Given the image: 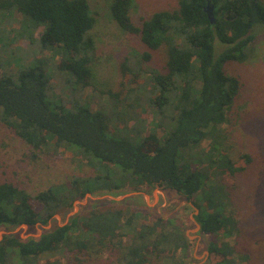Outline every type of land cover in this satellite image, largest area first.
Listing matches in <instances>:
<instances>
[{"label":"trees","instance_id":"trees-1","mask_svg":"<svg viewBox=\"0 0 264 264\" xmlns=\"http://www.w3.org/2000/svg\"><path fill=\"white\" fill-rule=\"evenodd\" d=\"M210 1L214 24L205 12L206 0H174L173 7L157 10L139 25L132 20L134 0L106 1L105 19L138 36L146 48L127 54L117 69L120 76L148 77L147 91L131 88L120 99L121 82L107 93L92 82L98 66L92 30L99 14L89 0H0V20L16 11L21 28L28 30L21 31L23 37L30 33L33 42L32 31L37 30L39 48L34 52L40 54L25 67L7 70L1 52L15 54L0 38V68L5 69L0 74V123L28 146L29 159L44 150L62 149L93 171L91 176L74 177L36 193L1 181L0 227L45 226L87 194L160 188L198 209L194 219L200 233L209 237L212 264L257 263L256 256L253 259L252 253L238 248L242 228L228 212L231 197L218 177L228 172L236 179L246 169L224 155L216 160L213 154L221 153L225 144L219 128L228 121L240 90L238 78L227 75L225 66L249 57L255 29H264V1ZM216 44L223 48L216 50ZM158 52L164 58L161 71L148 64ZM55 56L60 58L58 64ZM47 66L53 69L52 76L60 73L62 78L50 77ZM86 90L89 95L83 94ZM93 91L99 98L106 95L118 109H92ZM142 98L155 113L161 135L142 136L145 126L134 117ZM204 141L209 144L203 150L211 152L206 156L199 153ZM239 158L247 165L252 162L245 154ZM206 164L207 173L197 170V165ZM210 176L214 187L207 189ZM143 218L148 216L103 203L85 215H74L63 226L43 231L37 239L4 235L0 264H82L99 261L103 254L117 264H188L191 242L184 230L172 219ZM127 236L130 242L124 244Z\"/></svg>","mask_w":264,"mask_h":264},{"label":"rangeland","instance_id":"rangeland-1","mask_svg":"<svg viewBox=\"0 0 264 264\" xmlns=\"http://www.w3.org/2000/svg\"><path fill=\"white\" fill-rule=\"evenodd\" d=\"M106 1L109 0H89L93 12L99 14L96 16L97 21L92 30V35L97 41L95 64L98 65L93 72L94 87L107 93L106 90L110 86L112 90H116L119 88L117 83L121 82L123 86L120 90V99L131 88L140 87L146 92L149 87L148 77L139 76L136 79L130 73L120 76L117 69L118 63L127 54L133 52L139 54L146 48L141 44L138 36L122 32L114 23L105 19L103 11ZM172 5H174V0H134L132 20L139 25L144 18L147 19L152 13L173 7ZM0 21H2L0 22V38L4 41L7 40L10 45L9 49H13L15 54L13 56V54L1 52V58L4 59L2 64L7 70L16 69L17 66L25 67L33 57L40 55L38 52L37 54L34 52L39 48L37 30L32 31V34L35 35L33 42L30 40V31L28 37H23L21 31L27 33L28 30L21 28L22 19L16 11H13L11 17ZM254 34L255 39L249 57L243 62H228L225 66L227 75L238 78L240 90L229 110L228 121L219 128L226 136L225 144L221 153L213 154V158L217 160L218 155L220 157L224 155L233 160L236 166L246 169L236 179L229 176L228 172L225 176L218 175V177L226 185V191L231 197L232 206L228 207V212L242 228L241 236L237 239L239 250L243 248L252 253L253 259L256 256L257 263L253 264H264V29L257 28ZM215 47L218 51L223 48L220 44H216ZM1 50L4 51L3 48ZM48 55L52 57L51 53ZM9 56L12 59H7ZM59 62L60 58L55 56L54 63L58 64ZM148 64L150 69L161 71L164 65L163 55L159 52L153 53V58ZM4 71L5 69L0 68V74ZM47 72L52 78H62L60 73H55L52 76L53 69L50 67L47 68ZM83 94L89 95L90 93L86 90ZM91 95L93 96L92 101H94V104L91 105L92 109H98V106L106 111L118 109L113 107L106 95L99 98L96 91L91 92ZM138 95L142 96L143 93L140 91ZM134 117L136 123H143L145 126L142 136L148 135L150 132L161 135L162 127L156 124L155 113L150 110L147 100L141 99ZM132 123L128 122V125L130 126ZM208 144V141H204L201 149H207ZM29 151L28 146L16 138L4 124L0 123V182L12 181L30 193H36L74 177L93 175V171L85 163L81 162L80 164L77 159L75 160L62 149H56L54 152L44 150L36 159L28 158ZM199 153L206 156V153L211 152L203 150ZM243 154L251 157L250 164L247 165L245 159L239 158ZM196 167L202 173H207L209 164ZM210 178L211 176L206 182L207 189L210 186L214 187L210 183ZM236 184L237 186H235ZM103 203L107 206L129 207L134 212H139L141 216H148V218H143L147 222H152L156 216L172 219L184 230V234L191 242L188 264H212L207 250L209 237L200 233V227L198 228V223L194 219V216L198 214V209L192 202L186 201L177 193L160 188L115 195L106 192L87 194L83 199L75 201L72 208L65 213L55 215L45 226L37 224L31 230L25 225L10 229L0 227V240L8 234H17L23 240L37 239L43 231L55 226H63L74 215H85L95 206H102ZM123 240L124 244H128L130 237H124ZM229 241L234 243V239ZM82 264L117 263L107 254H103L99 261Z\"/></svg>","mask_w":264,"mask_h":264},{"label":"water","instance_id":"water-1","mask_svg":"<svg viewBox=\"0 0 264 264\" xmlns=\"http://www.w3.org/2000/svg\"><path fill=\"white\" fill-rule=\"evenodd\" d=\"M207 4H206V7H205V12L207 14V17L210 21L211 24H214L215 23V20H214V16H213V5L211 3L210 0H206ZM198 228H199V225H197Z\"/></svg>","mask_w":264,"mask_h":264}]
</instances>
